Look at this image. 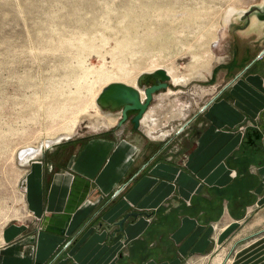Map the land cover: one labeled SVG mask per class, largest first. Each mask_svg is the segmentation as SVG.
<instances>
[{
	"label": "rangeland",
	"instance_id": "obj_1",
	"mask_svg": "<svg viewBox=\"0 0 264 264\" xmlns=\"http://www.w3.org/2000/svg\"><path fill=\"white\" fill-rule=\"evenodd\" d=\"M261 1L0 0V234L27 217L26 176L34 159L68 158L109 123L119 125L121 111L101 107L98 95L115 81L137 86L138 77L155 68L145 69L153 60L178 81L151 103L161 124L154 135L161 140L174 131L164 147L180 151L184 136H196L202 125L217 73H238L257 56L253 38L244 39L226 21L229 10ZM231 18L236 22L237 15ZM201 56L209 63L192 67ZM256 67L264 73V61ZM153 81L145 78L141 86ZM47 141L36 157L21 156ZM247 183L236 194L250 205L256 199L247 186L256 181ZM228 235L213 233L208 249L180 264H264V204Z\"/></svg>",
	"mask_w": 264,
	"mask_h": 264
},
{
	"label": "crops",
	"instance_id": "obj_2",
	"mask_svg": "<svg viewBox=\"0 0 264 264\" xmlns=\"http://www.w3.org/2000/svg\"><path fill=\"white\" fill-rule=\"evenodd\" d=\"M263 61L217 73L202 125L180 151L164 147L174 131L155 136L161 124L150 105L139 129L109 123L68 158L34 159L27 217L2 230L0 264H180L208 249L213 233L226 239L264 204V153L249 159L240 151L247 131L264 121V73L256 67ZM251 178L256 200L248 205L236 192ZM129 213L139 215L120 227Z\"/></svg>",
	"mask_w": 264,
	"mask_h": 264
},
{
	"label": "water",
	"instance_id": "obj_3",
	"mask_svg": "<svg viewBox=\"0 0 264 264\" xmlns=\"http://www.w3.org/2000/svg\"><path fill=\"white\" fill-rule=\"evenodd\" d=\"M237 15L236 22L232 21V16ZM228 24L238 27L237 32L245 38H253L251 44L257 48L259 54L253 61L244 68L247 70L251 64L264 57V0L260 3L251 5L248 9L236 11L230 9L228 12ZM244 70V71H245ZM154 79L155 83L147 87H142V81ZM171 83V76L163 68L158 69L150 74L141 75L138 85L144 89V97H142L139 89L122 82H112L106 85L97 97V102L101 107L119 109L121 111V119L119 125H123L128 120V113L135 112L131 117V123L135 129H139L144 115L147 113L154 96L161 90H167ZM213 100V99H212ZM208 103L204 106L207 108ZM247 141L260 140L259 147L264 151V121L256 128L249 129L246 134ZM138 213H129L118 222L120 227L130 217H137Z\"/></svg>",
	"mask_w": 264,
	"mask_h": 264
},
{
	"label": "bare ground",
	"instance_id": "obj_4",
	"mask_svg": "<svg viewBox=\"0 0 264 264\" xmlns=\"http://www.w3.org/2000/svg\"><path fill=\"white\" fill-rule=\"evenodd\" d=\"M163 2V1H162ZM170 2V1H169ZM158 11H160V10H158ZM136 12V11H135ZM160 13V12H159ZM158 13V14H159ZM164 14H165V12H164ZM155 15V14H154ZM165 16V15H164ZM163 16V17H164ZM166 17V16H165ZM226 21L227 22H229V16H227V19H226ZM150 28V27H149ZM159 32V31H158ZM194 58V64H193V66L192 67H198V66H200V67H204V65L206 64V62H208L209 60H210V58H208L207 56H201L200 58L199 57H193ZM155 61H158V59H156ZM151 62V61H150ZM154 63V60L151 62V65H148V66H146L145 67V69L147 68H149V67H155L152 71H151V73H153L154 71H156V70H158V69H161V68H157L156 69V67H159V66H164V65H162V64H153ZM209 63V62H208ZM148 64V63H147ZM145 65H146V63H145ZM141 68V67H140ZM142 68H144V66L142 67ZM141 68V69H142ZM164 70H166L165 68H163ZM140 70V69H139ZM167 71V73L170 75V73H171V71L170 70H166ZM196 71V70H195ZM145 74H150V72H145L144 74H142V75H145ZM172 74V73H171ZM190 75V74H189ZM141 76V75H140ZM139 76V77H140ZM171 76V75H170ZM138 77V78H139ZM172 79H173V84H175V85H178V81L176 80V78H172V76H171V81H172ZM178 79L181 81V77H178ZM115 82H120V81H115ZM123 83V82H122ZM135 83L136 82H133L132 84H128V85H131V86H133V87H137L138 89H139V91H140V93H141V95H142V97H144V95H145V93H144V89L141 87V86H139L138 85V80H137V86H134L135 85ZM171 84V83H170ZM143 89V90H142ZM51 141H47V142H45V144H43V146H38V147H36V148H29V150H24V151H22L21 152V156H24L26 159H28L29 157H36L40 152H42L43 151V147L44 146H49V145H51Z\"/></svg>",
	"mask_w": 264,
	"mask_h": 264
},
{
	"label": "trees",
	"instance_id": "obj_5",
	"mask_svg": "<svg viewBox=\"0 0 264 264\" xmlns=\"http://www.w3.org/2000/svg\"><path fill=\"white\" fill-rule=\"evenodd\" d=\"M249 150H253V152L259 153L260 155L262 153H264L263 150H261L258 146H256L255 144H253V142H245V144L242 146V148L240 149V151L242 153H248ZM239 161V160H238ZM241 163V161H239ZM243 162L246 163V160H243Z\"/></svg>",
	"mask_w": 264,
	"mask_h": 264
},
{
	"label": "flooded vegetation",
	"instance_id": "obj_6",
	"mask_svg": "<svg viewBox=\"0 0 264 264\" xmlns=\"http://www.w3.org/2000/svg\"><path fill=\"white\" fill-rule=\"evenodd\" d=\"M258 54H259V53H257V55H258ZM263 58H264V57H263ZM153 83H155V81H153ZM153 83H152V84H153ZM133 113H135V112H133ZM121 118H122V117H121ZM257 127H258V126H257ZM248 142H253V144H255L256 146H258L260 140H259V141H258V140H257V141H256V140H255V141H254V140H251V141H248ZM258 147H259V146H258ZM259 148H260V147H259Z\"/></svg>",
	"mask_w": 264,
	"mask_h": 264
}]
</instances>
